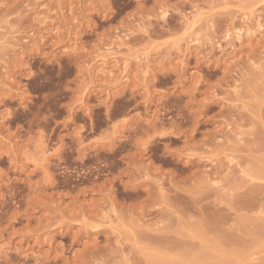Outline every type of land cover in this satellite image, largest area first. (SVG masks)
I'll return each mask as SVG.
<instances>
[{
  "label": "rangeland",
  "instance_id": "obj_1",
  "mask_svg": "<svg viewBox=\"0 0 264 264\" xmlns=\"http://www.w3.org/2000/svg\"><path fill=\"white\" fill-rule=\"evenodd\" d=\"M263 25L264 0H0V264H264Z\"/></svg>",
  "mask_w": 264,
  "mask_h": 264
},
{
  "label": "bare ground",
  "instance_id": "obj_2",
  "mask_svg": "<svg viewBox=\"0 0 264 264\" xmlns=\"http://www.w3.org/2000/svg\"><path fill=\"white\" fill-rule=\"evenodd\" d=\"M262 9V8H261ZM258 17V16H257ZM230 22H232V21H230ZM258 22V21H257ZM260 22V21H259ZM256 26V25H255ZM259 26V25H258ZM264 26V25H263ZM260 27V26H259ZM261 28V27H260ZM237 30V29H236ZM260 31V30H259ZM226 32V31H225ZM238 32V31H237ZM248 33V32H247ZM253 33V32H252ZM228 34V33H227ZM230 35V34H229ZM259 35V34H258ZM236 36V35H235ZM238 36H240L239 34H238ZM242 36V35H241ZM228 37V36H227ZM232 38V37H231ZM237 38V37H236ZM233 39H234V37H233ZM226 40V39H225ZM228 40V39H227ZM237 41H238V39H237ZM229 42V41H228ZM219 46V45H218ZM218 48V47H217ZM219 48H221V47H219ZM215 51V50H214ZM254 67V66H253ZM261 71V70H260ZM230 72V71H229ZM264 72V71H263ZM259 73H261V72H259ZM228 74V73H227ZM262 74V73H261ZM263 75V74H262ZM230 76V75H229ZM258 76V75H257ZM262 78V77H261ZM250 79V78H249ZM255 80V79H254ZM263 80H264V78H263ZM234 81V80H233ZM251 81H253V80H251ZM256 81V80H255ZM248 82V81H247ZM246 89V88H245ZM249 89H251V88H249ZM245 91V90H244ZM243 92V91H242ZM264 93V92H263ZM239 94V93H238ZM238 94H237V96H238ZM262 94V93H261ZM241 96V95H240ZM264 96V95H263ZM247 99V98H246ZM263 99V98H262ZM245 101V100H244ZM260 101V100H259ZM235 102V101H234ZM255 102H257V101H255ZM263 102V100L261 101V104H263L262 103ZM232 105V104H231ZM238 105H240V104H238ZM245 105H247V104H245ZM237 106V105H236ZM260 107H261V105H259ZM242 108V107H241ZM231 109V108H230ZM233 109V108H232ZM240 109V108H239ZM260 110V109H259ZM264 110V109H263ZM262 112V111H261ZM238 116V115H237ZM233 120H235V119H233Z\"/></svg>",
  "mask_w": 264,
  "mask_h": 264
}]
</instances>
